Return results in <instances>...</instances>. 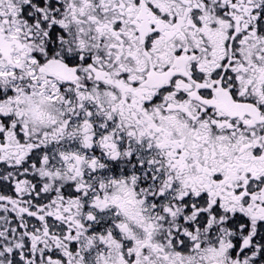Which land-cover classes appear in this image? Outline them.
<instances>
[{
	"label": "snow or ice",
	"instance_id": "obj_1",
	"mask_svg": "<svg viewBox=\"0 0 264 264\" xmlns=\"http://www.w3.org/2000/svg\"><path fill=\"white\" fill-rule=\"evenodd\" d=\"M0 264H264V0H0Z\"/></svg>",
	"mask_w": 264,
	"mask_h": 264
}]
</instances>
